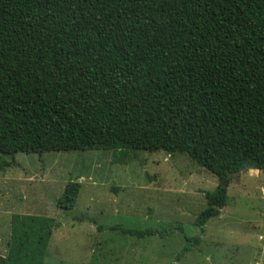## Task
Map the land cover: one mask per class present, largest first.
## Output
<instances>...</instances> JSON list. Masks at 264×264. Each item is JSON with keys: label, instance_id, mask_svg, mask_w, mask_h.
Masks as SVG:
<instances>
[{"label": "trees", "instance_id": "16d2710c", "mask_svg": "<svg viewBox=\"0 0 264 264\" xmlns=\"http://www.w3.org/2000/svg\"><path fill=\"white\" fill-rule=\"evenodd\" d=\"M93 149L181 152L216 175L175 261L198 247L236 172L264 170V0H0V154ZM59 226L13 214L0 264H44Z\"/></svg>", "mask_w": 264, "mask_h": 264}, {"label": "rangeland", "instance_id": "374dc122", "mask_svg": "<svg viewBox=\"0 0 264 264\" xmlns=\"http://www.w3.org/2000/svg\"><path fill=\"white\" fill-rule=\"evenodd\" d=\"M127 150L0 154V254L18 213L60 222L44 264H264V170L234 176L201 244L176 262L180 228L199 233L197 214L218 178L185 153ZM70 179L81 182L80 194L73 209H61L56 202ZM83 214L96 222L74 219ZM115 223L173 234L139 239L110 230Z\"/></svg>", "mask_w": 264, "mask_h": 264}, {"label": "water", "instance_id": "95a60500", "mask_svg": "<svg viewBox=\"0 0 264 264\" xmlns=\"http://www.w3.org/2000/svg\"><path fill=\"white\" fill-rule=\"evenodd\" d=\"M249 169H254V167L252 165H246V166L242 167L239 171H237L236 174H239L242 171L249 170Z\"/></svg>", "mask_w": 264, "mask_h": 264}, {"label": "crops", "instance_id": "0c3cea01", "mask_svg": "<svg viewBox=\"0 0 264 264\" xmlns=\"http://www.w3.org/2000/svg\"><path fill=\"white\" fill-rule=\"evenodd\" d=\"M90 222H91V221H90ZM59 228H61V224H60V226H59L57 229H59ZM57 229H56V230H57ZM56 230H55V231H56ZM55 231H54V234H55ZM53 236H54V235H53Z\"/></svg>", "mask_w": 264, "mask_h": 264}]
</instances>
